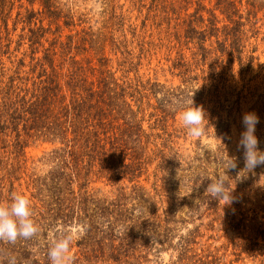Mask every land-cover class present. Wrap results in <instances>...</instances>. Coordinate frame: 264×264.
Masks as SVG:
<instances>
[{"label":"trees","instance_id":"obj_1","mask_svg":"<svg viewBox=\"0 0 264 264\" xmlns=\"http://www.w3.org/2000/svg\"><path fill=\"white\" fill-rule=\"evenodd\" d=\"M104 1L109 9L92 23L68 0H0V201L14 192L28 196L41 227L32 240L0 242L18 264H49L51 242L73 229L76 264H145L155 240L154 250H174L181 221L160 188L181 166L176 102L187 101V85L199 78L190 68L218 75L221 62L243 64L246 43L264 27V0H130L145 11L140 26L128 24L115 0ZM162 49L184 88L141 73ZM39 141L53 146L42 175L27 156ZM143 177H153L150 188ZM225 216L237 238L202 243L198 227L181 236L169 264L257 258L264 217L240 209Z\"/></svg>","mask_w":264,"mask_h":264},{"label":"rangeland","instance_id":"obj_2","mask_svg":"<svg viewBox=\"0 0 264 264\" xmlns=\"http://www.w3.org/2000/svg\"><path fill=\"white\" fill-rule=\"evenodd\" d=\"M65 2L67 0H61ZM74 10L86 13L92 19V23L102 19L104 11L109 9L104 0H68ZM117 12H123L130 18L128 24L141 25L143 15L133 9L130 0H115ZM193 11V8L190 9ZM137 19V20H136ZM148 23V35L153 31ZM262 25V22H260ZM264 31V27L263 30ZM259 32L257 39L251 38L246 44L243 64L237 58L233 63L221 62V72L216 75L210 67H205L206 73L201 71L192 72L190 76L199 78L192 79L188 86L187 101L193 99L194 106L202 107L207 115L204 121L206 128L199 137L190 136L180 121V112L176 116L174 128L178 130L176 139V150L180 157L175 162L180 163V169H175L170 175L168 188H160L164 195V204H177V219L181 222L175 228L172 245L175 249L164 252L154 250L160 247L155 240V248L144 262L145 264H169L177 256L176 247L180 243L181 236L201 227L200 234L203 235L199 241L207 244H214L219 247L237 238L226 219L228 211L237 212L239 209L245 212L246 216H252L257 211L260 217H264V165L257 166L248 172L245 168L243 148L238 147L241 133L245 130L242 124V117L247 112H255L259 117L256 126V136L259 139V149L264 151V108L262 96H264V33ZM256 49L255 52L250 51ZM254 55V60H247ZM188 56V52H187ZM174 57V56H173ZM168 55L165 49L158 50L157 54L151 57V63L147 65L144 60L142 74L150 77H158L162 83L173 86H182V79L169 71L171 61L167 60ZM218 69V68H217ZM218 77L220 79H218ZM223 79H222V78ZM191 96H190V95ZM194 94V95H193ZM193 95V96H192ZM53 148L48 143L36 142L27 148V156L30 164L36 168L39 175L45 174L50 166L44 164L43 157ZM237 162L235 169H228L227 175L232 179L229 181L232 190L231 203L225 200L212 198L206 189L218 174H222L228 165V156ZM152 171V169H151ZM239 174V175H238ZM150 188L154 183L153 177H143L140 182ZM103 187V185L98 184ZM111 186L104 187L108 196H113ZM176 196H180V202ZM180 203V204H178ZM262 225L264 220H261ZM258 225L259 222H258ZM77 229L72 230L76 234ZM213 237L215 239H209ZM209 239V240H208ZM260 241V247H256L257 258L246 256L245 264H264V241ZM153 243V242H151ZM159 249V248H158ZM77 248L72 250L75 254Z\"/></svg>","mask_w":264,"mask_h":264},{"label":"clouds","instance_id":"obj_3","mask_svg":"<svg viewBox=\"0 0 264 264\" xmlns=\"http://www.w3.org/2000/svg\"><path fill=\"white\" fill-rule=\"evenodd\" d=\"M194 95V94H193ZM192 95V96H193ZM180 111V121L187 133L193 137H199L205 131L204 121L207 115L202 107L194 106L193 99L176 102ZM259 117L255 112H247L242 117L244 131L241 133L238 147L243 148L245 168L248 172L257 166L264 165V151L259 149V139L256 136V126ZM228 156V154H227ZM237 162L228 156V165L222 174L215 179L206 189L212 198L232 201V190L229 181L228 169H235ZM239 175V174H238ZM41 232L40 225L33 218L32 202L22 193H12L9 201H0V242L15 244L18 240H32ZM79 237L75 234L61 233L51 242L47 252L49 264H76V257L72 253V244ZM0 264H18L15 255L7 250H0Z\"/></svg>","mask_w":264,"mask_h":264}]
</instances>
